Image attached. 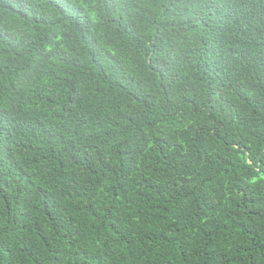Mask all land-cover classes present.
<instances>
[{
  "label": "trees",
  "instance_id": "1",
  "mask_svg": "<svg viewBox=\"0 0 264 264\" xmlns=\"http://www.w3.org/2000/svg\"><path fill=\"white\" fill-rule=\"evenodd\" d=\"M0 264H264V0H0Z\"/></svg>",
  "mask_w": 264,
  "mask_h": 264
}]
</instances>
